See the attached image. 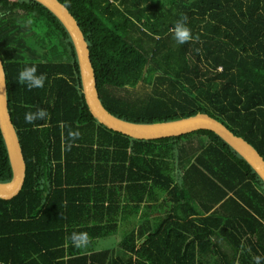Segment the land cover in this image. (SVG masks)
Here are the masks:
<instances>
[{"label": "trees", "instance_id": "trees-1", "mask_svg": "<svg viewBox=\"0 0 264 264\" xmlns=\"http://www.w3.org/2000/svg\"><path fill=\"white\" fill-rule=\"evenodd\" d=\"M59 1L108 112L134 123L209 114L264 158V0ZM0 57L26 163L20 191L0 198V264H264V181L217 133L139 139L102 123L67 29L37 0H0ZM33 65L45 84L29 90L18 75ZM37 109L47 117L26 124ZM12 178L0 129V183ZM116 233L119 247L87 248Z\"/></svg>", "mask_w": 264, "mask_h": 264}, {"label": "water", "instance_id": "water-1", "mask_svg": "<svg viewBox=\"0 0 264 264\" xmlns=\"http://www.w3.org/2000/svg\"><path fill=\"white\" fill-rule=\"evenodd\" d=\"M37 1L51 10L67 29L76 50L82 89L87 105L98 120L110 128L139 139H157L177 136L202 128L210 129L245 158L264 181V158L261 154L243 137L236 135L225 124L209 114L198 113L186 118L160 123H134L120 119L108 112L100 100L89 46L76 19L59 0ZM6 88L5 71L0 57V129L13 170L12 180L0 183V198L10 199L23 186L26 163L9 113Z\"/></svg>", "mask_w": 264, "mask_h": 264}, {"label": "clouds", "instance_id": "clouds-1", "mask_svg": "<svg viewBox=\"0 0 264 264\" xmlns=\"http://www.w3.org/2000/svg\"><path fill=\"white\" fill-rule=\"evenodd\" d=\"M174 39L179 44H184L189 41L191 36V30L187 26L184 19L178 20L175 23L174 29ZM19 83L25 85L29 90L34 88H42L45 84V76L44 74H37V68L33 66H25L23 70L19 72L18 75ZM47 112L44 109H37L36 112H26L24 115V121L26 124H32L35 120L44 119L47 117ZM83 235L77 237L75 234L73 235L74 243H78L83 240ZM261 257H256L255 262L259 264Z\"/></svg>", "mask_w": 264, "mask_h": 264}, {"label": "rangeland", "instance_id": "rangeland-1", "mask_svg": "<svg viewBox=\"0 0 264 264\" xmlns=\"http://www.w3.org/2000/svg\"><path fill=\"white\" fill-rule=\"evenodd\" d=\"M183 142L186 143V141H183ZM198 142H199L198 139L194 138L193 140H191V142L188 145L190 147H197V145L199 144ZM188 150H189V148H188ZM180 167L183 168V165H180ZM118 235L119 234H117V235L113 234V235L108 236V237L106 236L104 238L92 240L91 243L88 244L87 248H94L96 246L95 247V249H96L97 247L102 248V247H105L106 245H112V246L115 245V247H119ZM215 239L220 244V247L223 250L227 251L228 253H231V249H230L229 245L227 244V242H225L224 240H222L218 237H216Z\"/></svg>", "mask_w": 264, "mask_h": 264}, {"label": "crops", "instance_id": "crops-1", "mask_svg": "<svg viewBox=\"0 0 264 264\" xmlns=\"http://www.w3.org/2000/svg\"><path fill=\"white\" fill-rule=\"evenodd\" d=\"M144 211V203L143 204H141V208H140V211H139V214L141 213V212H143ZM139 214H137L138 215V217H139ZM98 216H100L101 217V215L100 214H98ZM115 216V215H114ZM107 217H109V216H107ZM118 233H116L115 235H117Z\"/></svg>", "mask_w": 264, "mask_h": 264}, {"label": "bare ground", "instance_id": "bare-ground-1", "mask_svg": "<svg viewBox=\"0 0 264 264\" xmlns=\"http://www.w3.org/2000/svg\"><path fill=\"white\" fill-rule=\"evenodd\" d=\"M27 174V173H26Z\"/></svg>", "mask_w": 264, "mask_h": 264}]
</instances>
